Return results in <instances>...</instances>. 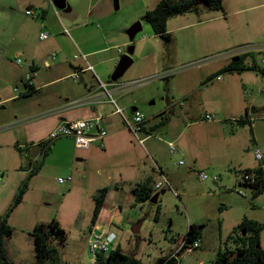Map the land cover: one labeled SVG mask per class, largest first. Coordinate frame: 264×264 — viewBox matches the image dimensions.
Here are the masks:
<instances>
[{
  "label": "rangeland",
  "instance_id": "374dc122",
  "mask_svg": "<svg viewBox=\"0 0 264 264\" xmlns=\"http://www.w3.org/2000/svg\"><path fill=\"white\" fill-rule=\"evenodd\" d=\"M227 1L234 3L236 0ZM60 10L58 8V11ZM262 11L263 8L250 9L232 16H224L222 20H215L211 18L222 14L223 11L203 8V19L209 18V21L176 32L178 35L189 31L198 41V56L195 59L186 55L183 47L174 45V41L170 47H166L161 36H151L153 31L150 24L139 19L143 29L132 41L137 46L132 54L134 63L117 81L123 83V103L128 104L127 113L135 106L147 116H151L153 123H157L154 135L149 140L141 143L135 136L132 138L135 150L141 154L139 162H147L150 171L156 170L160 173L162 169L171 180L172 187L166 186L165 192L160 193L157 202L150 199L138 202L132 191L114 187V181L111 180L115 177L113 171L116 170L113 148L101 150L91 164L87 165V174L82 180L75 177L72 183L58 182V176L67 177L68 173L62 163L64 157L61 158L57 153L51 154L49 163L45 166L46 174L33 177L34 173L28 178V145L17 131L33 113L35 105L28 104L36 93L16 96L6 101L0 99V221L7 217V224L13 230L5 241L9 260L13 264H36L31 231L37 224H48L56 219L66 230V240L58 245L56 259H50V264H92L93 254L88 243L90 231L95 225V196L105 186H109L110 190L102 215L106 210L113 212L120 209L122 216L120 221L113 223L102 215L97 220L103 228H109L117 235L106 255L120 245L125 252L136 254L145 263L154 264L160 256L169 257L179 251L189 227L196 225L201 230L200 246L188 245L180 250V264H213L220 250L234 247L232 238L245 219L261 226L259 232L264 248V191L254 197L250 188L236 187L233 183L234 177H240L244 169H223L222 180L217 182L212 178L200 179V170L194 166L190 167L187 159L180 155L177 150L178 143L175 144L176 151H171L168 143L173 139L165 134L162 124L166 114L169 117L173 115L171 110L164 112L169 103L178 108L181 103L190 102L199 105L202 110L208 105H221L216 101L217 97L222 104L227 102L229 95L224 84H218L219 80L210 79L217 76L221 67L230 62L233 56L246 53L242 64L264 68ZM251 15L253 20L249 19ZM142 35H150L148 40L153 39L152 43L163 46V51L158 57H148L146 48L142 50L141 46L146 43L139 41ZM124 48L127 51L128 45ZM164 68L166 70H163ZM232 73H243L241 76L244 79L240 77L238 89L234 90L235 97H238L240 102L246 98L248 102L255 98L257 107L252 115L260 120L264 117V74L255 69ZM232 73L224 72L223 75L226 78ZM11 80L7 79L2 83L6 93L11 90V96L15 95L14 87L20 88V91L25 89L24 82ZM79 80L80 78L77 81ZM213 83L218 86H212ZM213 91L215 92L212 93ZM212 94L215 95L212 97ZM134 99L137 100L136 103H133ZM234 121L231 120L239 125ZM231 122L228 125L230 132L236 129L231 127ZM239 126L248 128L249 132H238L235 148L237 154L240 153L241 157L246 158V162H251L254 154L251 155L248 150L243 152L241 149L249 141L251 125ZM144 135L140 132L141 138ZM46 144L45 154L51 152L48 149L50 142ZM116 153L124 155L125 149H119ZM127 165L128 163L121 162L120 170L130 172L131 169ZM205 171L211 175L208 169ZM228 177H231V180ZM173 179L178 184H174ZM22 188V198L15 204ZM239 190H243L245 195ZM137 223H141L140 232L134 233L133 227Z\"/></svg>",
  "mask_w": 264,
  "mask_h": 264
},
{
  "label": "crops",
  "instance_id": "0c3cea01",
  "mask_svg": "<svg viewBox=\"0 0 264 264\" xmlns=\"http://www.w3.org/2000/svg\"><path fill=\"white\" fill-rule=\"evenodd\" d=\"M157 2L158 0H67L69 9L58 11L53 0H0V93L2 95L0 99L6 101L20 96L19 91H15L16 87H14L15 95L11 96V90L5 92L2 83L7 79L24 82L26 88L25 75L31 73L36 86V90L31 93L36 94L28 104L35 105L33 113L17 131L28 145L29 169L31 165L35 169L41 163L33 177L46 174L45 166L49 163L51 154L57 153L65 159L62 163L68 173L67 176L71 175L73 181L75 177L82 180L87 174V165L91 164L101 150L113 148L116 170L113 171L115 177L111 180L114 181L116 189L131 191L139 183H149L155 194L157 193L154 189L155 184L162 181L163 176L169 179L162 169L160 173L156 170L150 171L147 162H139L141 154L135 150L132 139L134 135L123 118L124 116L131 118L135 106L131 108L130 113H127L128 104L123 103V83L111 78L118 64L117 47L133 45L134 51L137 49V46L128 39V27L142 19ZM257 8L264 9V0L250 2L236 0L234 3L224 0L223 13L211 19L222 20L224 16ZM28 10L34 11V14H28ZM203 16V9H200L168 20L172 42L183 47L185 54L191 56V59L198 56L196 50L198 41L189 31L178 35L176 32L210 20L203 19ZM252 17L251 15L249 19L253 20ZM261 18L264 20V11L261 12ZM44 30L48 31L50 36L40 39V33ZM152 35L159 38L154 33ZM149 36L142 35L139 38L140 42L146 41L141 48L142 50L146 48L148 57L154 55L158 57L163 51V46L152 43L153 39H147ZM18 58L22 59V63H18ZM78 68L82 69L79 81H77L79 78L74 80L70 77ZM242 74L232 73L226 78L223 75V79L217 81L218 84H224L229 95L228 101L223 104L219 97L216 98L221 105H208L200 110L199 105L190 102L181 103L178 108L169 103L168 108L164 110L165 113L171 110L173 115L169 117L166 114L162 120L163 130L172 137V142L178 143L176 146L180 155L187 159L190 167H197L200 171L208 169L211 175H219V180H222L223 169H255L258 164L255 155L253 161L246 162L245 157H241L240 153L237 154L235 138L238 132L245 130L249 132V129L236 125L231 120L237 121L241 117H249L252 121L249 141L241 148L243 152L248 150L251 155L254 154L256 145L264 151V117L259 120L252 115L257 107L255 98L248 102L245 97L246 99L240 102L237 100L238 97H235L234 90L238 89L237 85ZM215 77L210 80H217ZM215 84L213 83L212 86H218ZM8 85L11 87L9 80ZM214 95L212 94V97ZM136 101L134 99L133 103ZM206 112L216 113V120H204ZM95 116L103 117L104 127L108 131L103 147L96 142L88 150L79 149L75 146L72 137L63 136L51 141L48 145L51 152L45 154L47 144L44 140L59 122ZM145 116L143 138H146V141L154 135L157 123H153L151 116L146 114ZM229 122L232 128H236L235 131L228 130ZM123 148L124 155L116 153ZM121 162L128 163L127 166L131 171L122 172ZM238 178L237 175L234 177L233 183L236 187ZM228 179L231 180V177ZM169 181L171 184V180ZM173 182L178 184L175 179ZM165 188L161 193L165 192ZM102 212L103 209L99 217ZM120 214V209L113 212L106 210L102 216L104 219L111 220L112 217L113 221H120L122 219ZM177 257L180 264V253Z\"/></svg>",
  "mask_w": 264,
  "mask_h": 264
},
{
  "label": "trees",
  "instance_id": "16d2710c",
  "mask_svg": "<svg viewBox=\"0 0 264 264\" xmlns=\"http://www.w3.org/2000/svg\"><path fill=\"white\" fill-rule=\"evenodd\" d=\"M207 1L208 6L203 5L201 2ZM211 9L224 11V0H158L156 6L149 9L144 16L153 33L156 36H161L166 47H170L172 43V35L168 30V20L172 17L186 14L189 12H197L200 9ZM232 57V60L222 67L217 74L224 72H240L246 69H255L264 74V68L257 66H250L242 64L244 55ZM33 91L24 95L31 94ZM22 95V96H24ZM239 125L250 124L252 121L249 117H241L237 119ZM41 163L29 173V177L37 172ZM245 172H253L257 174V183L252 187L254 197H257L264 191V171L257 168H248ZM24 188H22L16 197L17 204L21 198ZM110 190L109 186L103 187L95 196L96 205L94 209L93 222L96 223L99 219L100 213L103 209L104 202ZM132 193L138 202H144L154 196V191L149 183H139L132 188ZM260 228L256 222L248 219L243 220L238 232L234 235V247H226L220 250L218 257L214 260L213 264H264V248L261 245ZM13 230L7 224V217L0 221V264H13L6 253L5 241L8 239ZM34 240V253L36 264H50V259H56L58 245H61L66 240V230L61 226L58 220H53L48 224H37L31 231ZM201 238V230L198 226L191 225L185 236L187 243L194 242ZM55 244V246H54ZM92 264H148L136 254H129L125 252L120 245L113 248L107 255L99 254L97 260ZM154 264H179L178 257H164L160 256Z\"/></svg>",
  "mask_w": 264,
  "mask_h": 264
},
{
  "label": "built area",
  "instance_id": "2783aa9c",
  "mask_svg": "<svg viewBox=\"0 0 264 264\" xmlns=\"http://www.w3.org/2000/svg\"><path fill=\"white\" fill-rule=\"evenodd\" d=\"M28 14H34V11L28 10ZM66 32H68V29H66ZM50 36L48 31H42L40 33V39H46ZM118 51V61L122 57V55L125 53V49L123 46L117 47ZM238 54V52L236 53ZM235 54V55H236ZM84 56V55H83ZM85 57V56H84ZM18 63H22V59L18 58ZM264 63V59H263ZM82 69H76L70 77L74 80L78 79L81 75ZM217 80L223 79V74H218L215 77ZM25 81H26V88L23 91H20L18 87L15 88V91H19V95L22 96L26 93H29L31 91L36 90V86L32 79V74L27 73L25 75ZM249 94V93H248ZM111 95V93H110ZM119 112L122 113V110L119 109ZM124 116V115H123ZM124 122L126 126L131 130V132L134 134L136 138L139 139L141 143L145 141L146 138L140 137V132H143L144 124L146 120L145 114L140 111L139 109L133 112V115L131 118H128L126 116L123 117ZM217 115L214 112H206L204 114L203 119L206 121H214L216 120ZM108 131L104 127V119L102 116H95L92 118H83V119H77V120H65L59 122L48 134L47 138L44 140L45 143L51 142L57 138L63 137V136H69L74 139L75 146L79 149L88 150L90 149L96 142L99 143L101 147L104 146V139L107 137ZM169 146L172 152L176 151V145L174 142H169ZM254 155L258 162L257 169L264 171V151L261 147L258 145L254 148ZM34 170V166L31 165L29 172ZM0 175H2L0 173ZM198 176L202 180H208L209 178H212L215 181H219L220 176L219 175H213L211 176L206 171H199ZM58 181L60 183H70L73 181V177L71 175L67 177H59ZM257 174L253 172H241V175L238 180V185L241 187L250 188L252 190V187L257 183ZM169 186L171 187L169 179L166 177L163 178L162 181L155 184V191L158 190L161 191L164 189V187ZM239 192L242 195H245L243 190H239ZM112 217L111 220H109L111 223H113ZM117 235L115 232L109 230V228H103L100 223L96 222L94 227L90 231V237H89V243L88 247L91 250L93 257L92 262L94 263L97 260V257L99 254L103 253L106 254L110 250V245L115 241ZM200 239L195 240L194 242L187 243L186 240L184 241L182 247L180 250H183L184 248H187L188 245H191L193 247H199L200 246ZM179 250V251H180ZM179 251L174 252L172 255L169 256H175L179 254Z\"/></svg>",
  "mask_w": 264,
  "mask_h": 264
},
{
  "label": "water",
  "instance_id": "95a60500",
  "mask_svg": "<svg viewBox=\"0 0 264 264\" xmlns=\"http://www.w3.org/2000/svg\"><path fill=\"white\" fill-rule=\"evenodd\" d=\"M53 3L59 9H67V8L69 9V7H68L69 5L67 4V0H53ZM201 3L205 6H208L207 1H202ZM142 29H143L142 21L141 20L136 21L127 31V34L129 36L130 40L133 41L135 39L136 35ZM133 53H134V46L133 45L128 46L127 51L122 55V57L118 61L116 69L111 76L112 80H118L120 77H122L126 73V71L130 68V66H132V64L134 63V59L132 56ZM136 110H138V107H133V111H136ZM163 192L164 191H162V193ZM160 193H161V191L155 193L154 196L150 200L152 202H157ZM117 220H119V217ZM140 227H141V223H137L136 225H134L133 232L139 233Z\"/></svg>",
  "mask_w": 264,
  "mask_h": 264
},
{
  "label": "flooded vegetation",
  "instance_id": "af4514ba",
  "mask_svg": "<svg viewBox=\"0 0 264 264\" xmlns=\"http://www.w3.org/2000/svg\"><path fill=\"white\" fill-rule=\"evenodd\" d=\"M160 192V191H159ZM199 229V228H198Z\"/></svg>",
  "mask_w": 264,
  "mask_h": 264
}]
</instances>
